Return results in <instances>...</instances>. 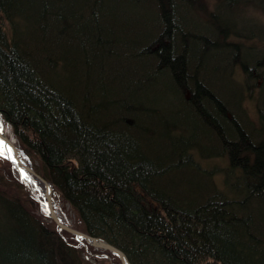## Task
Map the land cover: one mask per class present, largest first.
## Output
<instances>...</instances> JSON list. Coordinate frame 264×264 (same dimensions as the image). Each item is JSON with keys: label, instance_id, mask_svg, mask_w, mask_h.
<instances>
[{"label": "trees", "instance_id": "obj_1", "mask_svg": "<svg viewBox=\"0 0 264 264\" xmlns=\"http://www.w3.org/2000/svg\"><path fill=\"white\" fill-rule=\"evenodd\" d=\"M250 11L264 0H0L7 137L55 212L129 264H264V23ZM0 165V264H119L59 232Z\"/></svg>", "mask_w": 264, "mask_h": 264}, {"label": "water", "instance_id": "obj_2", "mask_svg": "<svg viewBox=\"0 0 264 264\" xmlns=\"http://www.w3.org/2000/svg\"><path fill=\"white\" fill-rule=\"evenodd\" d=\"M0 144L4 150V154H0V157L10 163L13 171L20 178L21 183L29 191L30 197L39 204L41 213L52 220L60 232L65 231L74 236V238L80 243L85 242L91 247L109 252L119 260L120 264H129L125 255L121 251L103 240L89 237L72 229L55 213L51 204V196L53 192H55L54 187L34 170L31 160L23 153V151L15 147V145L9 141L3 131V125L0 127ZM36 190L38 191L37 196L34 194V191Z\"/></svg>", "mask_w": 264, "mask_h": 264}, {"label": "rangeland", "instance_id": "obj_3", "mask_svg": "<svg viewBox=\"0 0 264 264\" xmlns=\"http://www.w3.org/2000/svg\"><path fill=\"white\" fill-rule=\"evenodd\" d=\"M249 15H252L254 16L257 20H259L260 22L264 23V15L261 14L260 12H252L250 11L248 13ZM253 103H248L246 108L248 110V113L249 115L251 116V118H255V110L253 108ZM1 152L3 153V151L1 150ZM2 169V165H0V179H3V173L1 171ZM7 183H8V180H7ZM68 210V208H67ZM69 213V211H68ZM63 216V215H61ZM63 218L65 219V221H67L68 223H70L72 226L74 224V218H73V215L72 216H69L66 218L63 216ZM92 259L94 261L95 264H116L113 259L109 256V255H106V254H102V255H98V256H94L92 255Z\"/></svg>", "mask_w": 264, "mask_h": 264}, {"label": "bare ground", "instance_id": "obj_4", "mask_svg": "<svg viewBox=\"0 0 264 264\" xmlns=\"http://www.w3.org/2000/svg\"><path fill=\"white\" fill-rule=\"evenodd\" d=\"M193 2L195 3V4H199L200 3V0H193ZM260 57V59H261V55L259 56ZM227 85V84H226ZM254 94V93H253ZM256 95H257V92H256ZM240 102H243V106L244 107H246L247 106V104L249 103V100H248V98H246V97H244V99H243V97H241L240 95H238V96H234V98H233V100L231 101V104L232 103H234V104H236V103H240ZM249 117L251 118V116L249 115ZM252 120H254L255 121V118L253 119V118H251ZM3 131L6 133V131H5V129L3 128ZM1 148H0V153H2L1 152ZM189 160H191V162L192 163H194L195 165L196 164H198V160L200 161V157H199V155L196 153V152H190V153H188V155L186 156ZM5 160V159H4ZM5 161H7V160H5ZM8 162V161H7ZM9 163V162H8ZM69 216H72V214L69 212ZM80 245H83L84 247H91V246H89V245H87L85 242H83V243H80V242H78ZM91 248H94V247H91ZM94 249H97V248H94ZM100 250V249H99Z\"/></svg>", "mask_w": 264, "mask_h": 264}]
</instances>
